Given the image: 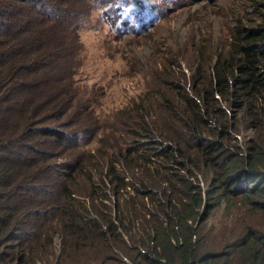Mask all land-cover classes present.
I'll list each match as a JSON object with an SVG mask.
<instances>
[{
    "label": "trees",
    "instance_id": "1",
    "mask_svg": "<svg viewBox=\"0 0 264 264\" xmlns=\"http://www.w3.org/2000/svg\"><path fill=\"white\" fill-rule=\"evenodd\" d=\"M59 1L55 18L0 2V264H264V1L204 75L154 76L91 150L90 97L71 108L48 74L67 56Z\"/></svg>",
    "mask_w": 264,
    "mask_h": 264
},
{
    "label": "rangeland",
    "instance_id": "2",
    "mask_svg": "<svg viewBox=\"0 0 264 264\" xmlns=\"http://www.w3.org/2000/svg\"><path fill=\"white\" fill-rule=\"evenodd\" d=\"M51 1L0 0L6 6L29 4L39 10L42 18H55L58 13ZM60 1L71 3L65 13L67 22L53 25L67 40V56L61 66L50 58L54 73L49 70L48 74L61 84L56 89L60 97L71 95V108L81 103L84 93L90 97L93 107L87 118L93 120L91 126L96 124L97 132L92 140L87 137L84 149L91 150L97 137L102 143L110 142L108 136L123 120L118 122V110L150 87L145 86L147 81L155 77L179 78L181 74L187 79L196 67L204 75L202 59L211 57L213 50L223 44L231 21L238 19L245 25H254L257 13L248 5L264 0H138L144 4L133 8L134 0ZM12 13L13 10L9 15ZM9 15L0 14V22H6ZM36 15L40 18L38 12ZM41 41L43 44L44 39ZM47 70L45 66L44 76ZM76 127L84 130L82 124ZM248 136L250 131L237 134L233 143L239 144ZM215 201L218 207L211 209L205 221L214 231L224 222L225 214L224 201Z\"/></svg>",
    "mask_w": 264,
    "mask_h": 264
}]
</instances>
